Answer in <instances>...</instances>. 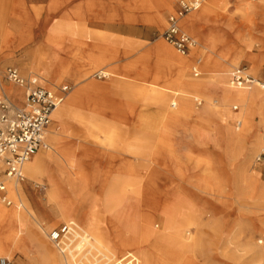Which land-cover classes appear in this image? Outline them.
<instances>
[{
  "label": "rangeland",
  "instance_id": "obj_1",
  "mask_svg": "<svg viewBox=\"0 0 264 264\" xmlns=\"http://www.w3.org/2000/svg\"><path fill=\"white\" fill-rule=\"evenodd\" d=\"M32 1L35 0H0V54L11 45L14 36L22 27L30 34L33 41L39 42L41 49L37 54L38 60L36 59L30 67L24 69L11 64L9 66L18 68L22 75L36 74L40 77L41 84L47 88L68 86L63 98L65 99L75 86L65 81L67 74L64 71H68V67L82 68L98 63L93 71L86 69L84 75L80 76L81 80L87 77L96 83V86L91 88L93 96L87 99V102L95 105L98 111L90 110L80 104L75 105L85 114L96 115L98 121L93 126L90 125L91 123L84 119L83 113V118L79 119L73 116L65 117L64 125L53 123L58 131L57 139L66 146L64 157L67 163L73 164L70 169L71 174L83 169L84 174L89 176L87 185L82 186L81 193L84 197L81 204L88 203V216L96 223L97 234L94 233V236L109 238L108 214L113 215L114 210L120 209L128 213L129 222L135 225L133 230L122 231L124 237H136L141 233V226H147L146 228L154 232V238L143 244L153 256L154 262L152 261L151 264H164L161 261L162 250L165 249L163 243L167 238L173 239L186 234L195 235L197 245L182 254L180 264H264V243L261 242L264 240V206H250L249 199L237 197L230 185L226 166L219 163L217 165L219 154L212 145L214 133L211 131L217 119L209 116L197 122L200 125L199 131L191 128L189 114L181 117L180 122L165 124L158 120L144 124L142 118H147L144 115H148L153 109L151 104L137 98L129 100L121 95L115 86L108 89L105 86H100L101 89L97 87V83L111 82V79H116L117 76L128 83L144 85H148L146 80H150L151 73H156V77L157 75L168 77L166 60L149 50L159 38L188 61L187 78L199 81V86L189 88L186 94L193 109L200 112L205 110L206 98L210 100L208 105L212 108H220V93L228 83L227 76L229 77L233 70L243 69L253 79L255 70L259 68V79L264 81V7H250L248 4L250 0H238V3L237 0H229V10L218 9L215 16L217 24L212 36L214 51L217 54L227 53L237 37L248 38L252 44L249 55L253 58V61L248 60L246 56L235 58V62H238L236 66L229 65L222 70L210 58L214 56L210 51L193 50L192 52L191 50L182 55L162 37V33L166 30L167 15L172 11L170 2L168 4L169 0H165V5L160 8L163 20L161 26L149 20L148 14L152 6L149 0H46V3L40 6H33ZM69 12H73V15H69L71 14ZM189 15L192 13L186 17ZM206 16L205 20L211 18L209 15ZM183 29L200 44L202 33L208 28L200 22L189 24ZM199 56L201 57V62L197 66L199 75L195 76L192 67L196 65L195 59ZM6 67L1 65L0 58V94L10 97L6 90L14 86L4 79ZM98 69L109 72L111 79L100 75ZM178 97L180 94L169 92L168 111L172 110L171 100L177 101V109L180 107L181 101ZM230 110H232L231 106ZM133 119L138 120L140 124L135 127L134 134L129 132L133 129L119 127V123L110 128H105L101 123L103 121L122 123ZM263 127L264 124H261L258 133H261ZM163 128L172 130V133L162 134ZM143 129H146L145 133L150 131L146 134L147 139L140 142L149 147L151 154L156 156L153 163L147 162L144 166L140 163L142 157L133 156L127 150L135 146L134 136L144 131ZM107 131L110 132L111 137H105ZM44 140L49 148L51 142L46 138V133ZM122 141L126 147L123 152L130 157L128 163L134 165V172L141 174L142 181L134 191L131 187L120 189L119 193L122 197L117 202V206L114 205L107 211L102 193H96L91 183L93 180L91 169L97 168L100 164L99 160H92L98 159L97 155L86 152L84 158L88 161L84 162L82 154H76L82 146L86 147V150L91 145L116 149L118 147L116 142L118 144ZM170 149L181 161L176 172L173 164L170 163V155L168 156ZM46 151L47 149H43L36 153L43 155ZM256 155V152L252 155L249 165L252 169L260 171L261 179L264 180V171L253 165ZM64 160H61L63 167L66 166ZM74 165L75 169H73ZM124 171L128 173L127 170ZM98 173L104 174L99 170ZM98 173L96 172L95 175L101 177ZM48 174L55 175L52 168L47 167L39 174L43 185L34 187L38 194L45 193L48 187ZM208 174L217 177L222 192L212 194L199 190L197 178ZM1 176L2 173H0V184L4 186ZM55 176L62 200L74 201L75 198L70 193L68 184L61 179L59 173ZM23 177L19 181L26 179L24 169ZM104 187L106 189L105 185ZM3 192L0 191L2 198L6 196ZM146 196L149 198L147 199ZM7 200H10L9 196ZM10 201L8 205L2 202L6 209L14 204L12 200ZM164 206L176 209L174 217H179L181 214H190L191 217L189 220L184 219L185 223L177 226L175 218L170 228L167 226ZM114 219L117 222V217ZM63 222H56L54 219L51 224L57 227ZM16 229L19 235L11 246L4 248L5 252L0 254V258L10 259L12 264H42L41 262L51 264L49 256L44 255L43 250L34 240L33 232L38 228L30 224L27 227L16 226ZM216 231H220L218 238L215 237ZM43 239L57 259L63 260L48 239ZM107 245L112 248L113 254L104 256L95 248L86 246L73 264H112L114 258L117 260L125 253L123 247H117L109 242ZM19 247L28 256H25ZM257 249L261 254L257 253ZM131 253L137 257L133 249Z\"/></svg>",
  "mask_w": 264,
  "mask_h": 264
},
{
  "label": "bare ground",
  "instance_id": "obj_2",
  "mask_svg": "<svg viewBox=\"0 0 264 264\" xmlns=\"http://www.w3.org/2000/svg\"><path fill=\"white\" fill-rule=\"evenodd\" d=\"M228 1L229 0H203L202 4L196 10L190 12L192 15L188 17L185 15L180 19V26L182 29L186 28L189 24L200 22L205 24L208 29H205L202 33L200 44L197 42V39L193 37L196 44L190 51H210L214 55L210 58H212L213 62L222 70L229 65L236 66L238 62H235V58L241 56H246L248 60L253 61L252 56L249 55L252 44L248 38L241 39L237 37L235 40L236 42L229 47L227 53L223 52L217 54V52L214 51L212 36L216 28L215 25L217 24L215 18L216 12L218 9L222 10V8L229 10ZM169 2L171 5L170 8L173 11L171 0L168 1V4ZM238 2L237 0V3ZM149 3L152 5L148 14L149 20L161 26L163 20L160 8L165 5V0H149ZM248 4L250 7H264V0H250ZM237 7L240 8L239 6ZM206 15H209L211 18L205 20L207 18ZM24 34H26V31H24L22 27L16 38L19 44H22L25 40ZM149 50L162 56L166 60V64H168V77L157 75V78L156 73H151V75H149L150 80H146L148 85H144L139 83H128L120 79L119 76H117L116 79H111L109 72L104 69H98L97 71H99L100 75H104L108 79H111V82L104 83L105 88L108 89L115 86L119 93L129 100L137 98L147 104H151L153 109H151L148 115H144L147 118H142L144 124L147 122L152 123V121L158 122V120L165 124L180 122L181 117L189 114V118H191V128L195 131H199L200 125L197 124V122L205 120L209 116L215 117V119H217L216 125L211 131L214 133L212 145L219 154L217 165L219 163V165L224 164L226 166L229 172L230 185L237 197L249 199L250 206H264V180L261 179L260 171L254 168L252 169L249 165L252 155L255 152L258 154L260 150L262 135L258 133V129L261 124H264V81L259 79V68L255 70L254 82L248 86L234 87L229 83V77L227 76L226 81L228 83L219 96L221 100L220 108H212V106L208 105L210 100L206 98V109L200 112L193 109L186 95L189 88L199 86V81L187 78L186 73L189 69L188 61L174 52L171 46H167L165 42L159 38L155 40ZM197 59L201 62L200 56ZM197 59H195V61ZM85 79L88 78L85 77ZM89 83L90 82L87 81V84L91 85ZM12 89V87H9L6 91L11 94ZM171 91L180 94L178 100L181 101V103L180 107L177 109V101L171 100L170 106L172 110L168 111V96ZM70 93L71 92L66 95L65 99L61 101L60 106L50 115L51 123L46 131V138L51 142V145L43 155L37 153L33 154L25 163L24 175L26 179H24V181H19V179L14 177L6 176L2 172L3 168L0 164V173H2L1 177L4 182L3 193L6 197L9 196L10 200L14 202L11 207L6 209L2 204L3 199L0 196V254H3L5 252L4 248L11 246L19 235L16 226L20 227L23 225L27 227L31 224L38 228L37 231L34 230L33 232L34 240L38 243L40 249L43 250L44 255L49 256L51 264H73L76 258L74 253L70 252L68 258L62 256L63 260H59L44 243L43 238H47V230L53 227V224H48L47 220L55 216L56 222H63V220L69 219L68 221H72L78 226L79 230H82L83 234L80 236V240L73 245V248L77 250L76 254H79L84 249L83 247L86 246L95 248L104 256L113 254L112 248L107 245L109 242L115 244L117 247H123L125 253H123L121 257L126 255L131 256L134 259V264H151L153 256L143 244L149 239L154 238V232L146 228L147 226H141V233L136 235V237H124L122 231L125 229L133 230L135 229V225L129 222V215L126 211L117 209L114 210L115 212L113 215L108 214L109 238L108 236L106 238H98L94 236V233L97 234L96 223L91 221L83 209H79V205L84 197L83 193H81L82 186L87 185L88 178L83 174L81 169L71 174L70 169L73 164L67 163L64 157L66 146L61 144L59 139H57L58 131L53 126V123H57L59 126L64 125V119L68 116H73L77 119L83 118L84 112L75 107V95L74 93L70 95ZM195 100L197 99L195 98ZM172 103L175 105H172ZM230 106L232 110H230ZM84 119L89 121L92 126L98 121L94 114H85ZM106 123L107 122L103 121V125H108ZM143 130L144 131L134 136L133 142H135V146L127 148L133 156L142 157V161H140L142 166L146 165L147 162L153 163L155 161L154 157H156L151 154L149 147L140 142L147 139L146 134L150 131L148 130L147 133H145L146 129ZM171 133L172 130L169 131L167 128L162 129V134L164 135H170ZM111 136L110 132H105V137ZM168 152V156L170 155V163L173 164V169L176 172L179 170L178 168L180 167L181 161L179 157L174 154L172 149ZM62 159H65V167L68 168L62 166ZM127 165L125 170H128V173H118V171L114 173L113 186H111L108 191L104 192L103 203L107 211L111 210L114 205L117 206V202H119V199L122 197V194L119 193L120 189L131 187L134 191L142 181L141 174L138 175L134 172V165ZM47 167L53 168L54 174L56 175V173H59L61 179L68 184L69 191L75 198L74 201L62 200L57 176L53 174L47 175L48 187L43 197L35 191V186L39 184L43 185L39 174ZM73 169H75V165ZM200 178H197L196 181L199 190L211 192L212 194L222 192V190L219 189L217 177L208 174ZM146 198L148 199L149 196H146ZM169 207L164 206L163 210L167 215V226L170 228L175 218L177 220L176 226L185 223L183 222L184 219H190V214H181L179 217H174L173 215L176 209H172L171 206ZM115 217H117V222H115ZM215 233V237L218 238L220 231H216ZM163 245L165 249L162 250L161 261L164 262V264H180L179 261L182 254L189 251L192 246L197 245V238L195 235L186 234V236L175 237L173 239L167 238ZM132 249L137 257L131 253ZM19 250H21L25 256H28L20 247ZM257 253L261 254V251L257 249ZM114 260H116V258H114ZM41 263L44 264L43 262Z\"/></svg>",
  "mask_w": 264,
  "mask_h": 264
},
{
  "label": "built area",
  "instance_id": "obj_3",
  "mask_svg": "<svg viewBox=\"0 0 264 264\" xmlns=\"http://www.w3.org/2000/svg\"><path fill=\"white\" fill-rule=\"evenodd\" d=\"M202 2L203 0H171L173 11L167 15L166 30L162 37L182 55L194 47L196 41L182 29L180 19L196 10ZM199 61L197 59L196 65L192 68L195 76L199 75L197 71ZM4 79L22 89L23 102L17 103L7 95L0 94V164L6 176L23 179L25 163L36 152L48 148L44 134L51 123L50 115L60 106L68 86L47 88L41 84V79L36 74L22 75L18 68L11 66L5 68ZM228 81L234 87L248 86L254 82L250 75L238 68L230 72ZM261 135V147L253 165L264 171V128ZM0 191H4L1 184ZM2 199L6 205L11 203L6 196ZM82 234V230H79L75 223L67 221L49 229L47 239L61 256L68 258L72 252L77 258L79 254H76L77 250L73 245L80 240ZM261 242L264 243V240ZM0 264L12 262L10 259L0 258ZM112 264H134V259L126 255Z\"/></svg>",
  "mask_w": 264,
  "mask_h": 264
},
{
  "label": "crops",
  "instance_id": "obj_4",
  "mask_svg": "<svg viewBox=\"0 0 264 264\" xmlns=\"http://www.w3.org/2000/svg\"><path fill=\"white\" fill-rule=\"evenodd\" d=\"M45 3H46V0H35L31 2L33 6H40V5H44ZM69 13H71L69 15H73V12H69ZM18 35H19V31L14 36V39L12 40L11 45L2 54H0L2 66L6 65L8 67L11 64V65H15V66L25 69L27 67H30L32 63L36 61L37 54H39L40 53L39 50H41L39 49V46H40L39 42L33 41L30 38V34L26 32V34H24L25 40L22 42V44H19L16 41V38L18 37ZM97 64L98 63L96 64L92 63V64H89L88 67L83 66L82 68L81 66L68 67V71H64V73L67 74L65 77V81L69 83L70 85L75 86L70 91L71 92L70 95H72L73 93L75 95L74 103L76 105L78 104L83 105L84 107L90 110H93V111H98V108H96L95 105L89 104L87 102V99L93 96V93H91L92 92L91 88H94V86H96V83H93V81H91L90 79L84 78L81 80L80 76L84 75V73L86 72V69L93 71L96 68ZM87 81H89L90 82L89 84L91 85H88ZM76 82L80 83V85H78V83ZM109 82L107 81L101 84L97 83L98 85L97 87L100 88V86L105 85L104 83H109ZM81 83H84V84H81ZM13 86L14 88L12 89V93L10 94V98L17 103H22L23 102L22 89L18 86H15V85ZM105 122H107L106 124H108L105 126V128L115 127L113 125H115L116 123H119L118 125L119 127L133 129V130H129V132L133 134L134 132H136L135 127H137V125H140L138 124V120L136 119L124 121L122 123L121 121H105ZM101 123L103 124V122ZM116 145L118 146L116 147V149L110 148L109 146L102 147V145H98V146L91 145V146H88L87 150L85 149L86 147L82 146V149L78 152V154H76V155H79L81 153L83 157L82 161L84 162L88 161L87 159L84 158L86 152H89L90 154H93V155H97L98 159H92V160L93 161L99 160L100 164L98 165L97 168L93 167V170L91 169L92 171L91 176H93L94 178L91 183L92 185H94L93 187L96 190L95 191L96 193H99V192L102 193V198L104 196V192L108 191L107 188H110V186H113L114 173H116L117 171L118 173H126L124 170L125 168H127L128 166L127 164H130L128 163V160L130 159V157L126 156L123 152L126 150V147L123 141L118 144L116 142ZM100 168L102 170H100ZM98 170L103 171L104 174H99ZM81 171L84 174L83 169ZM88 171L90 172V170ZM96 172L98 173V175H101V177H97V175H95ZM86 177L89 179L88 175H86ZM104 185L106 186V189ZM39 195L43 197L45 193L39 194ZM87 204L88 203L86 202H84V205L80 203L79 209L80 210L83 209L86 212V215L88 216L89 207L87 206ZM54 219H56V217L52 216L51 218L47 220V223L48 224L52 223Z\"/></svg>",
  "mask_w": 264,
  "mask_h": 264
}]
</instances>
